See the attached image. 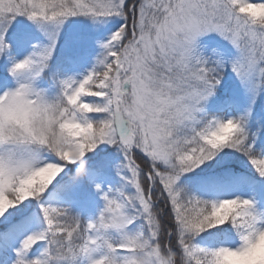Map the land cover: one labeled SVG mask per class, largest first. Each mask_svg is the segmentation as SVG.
I'll return each mask as SVG.
<instances>
[{
	"label": "snow or ice",
	"instance_id": "obj_1",
	"mask_svg": "<svg viewBox=\"0 0 264 264\" xmlns=\"http://www.w3.org/2000/svg\"><path fill=\"white\" fill-rule=\"evenodd\" d=\"M0 264H264V0H0Z\"/></svg>",
	"mask_w": 264,
	"mask_h": 264
},
{
	"label": "rangeland",
	"instance_id": "obj_2",
	"mask_svg": "<svg viewBox=\"0 0 264 264\" xmlns=\"http://www.w3.org/2000/svg\"><path fill=\"white\" fill-rule=\"evenodd\" d=\"M9 82H11V81H9Z\"/></svg>",
	"mask_w": 264,
	"mask_h": 264
}]
</instances>
